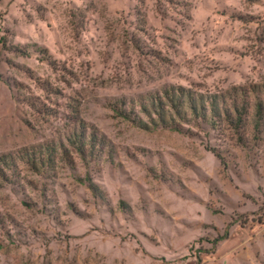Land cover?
<instances>
[{
  "label": "rangeland",
  "instance_id": "374dc122",
  "mask_svg": "<svg viewBox=\"0 0 264 264\" xmlns=\"http://www.w3.org/2000/svg\"><path fill=\"white\" fill-rule=\"evenodd\" d=\"M258 86L264 0H0V264H264V120L242 145L141 113Z\"/></svg>",
  "mask_w": 264,
  "mask_h": 264
},
{
  "label": "trees",
  "instance_id": "16d2710c",
  "mask_svg": "<svg viewBox=\"0 0 264 264\" xmlns=\"http://www.w3.org/2000/svg\"><path fill=\"white\" fill-rule=\"evenodd\" d=\"M17 52L26 54L22 49H18ZM262 89L264 90V86L253 87L251 90L232 87L218 94H203L192 93L182 87L172 88L166 90L163 97H152L142 101L141 113L145 114L154 127L161 125L177 131H183L182 124H189L191 120L202 121L211 125L213 129L233 133L237 136V141L244 145L247 141L246 128L251 123H253V139H258L262 134L264 97H258L254 103L251 102V94L259 95L258 92H262L263 95ZM252 110H254L253 122L250 119ZM136 124L142 128L149 126L142 119H138ZM67 141L79 155L86 158L94 157L95 151L99 148V144L103 143L104 138L99 139L95 131L87 135L86 131L80 129L75 130L67 137ZM52 150L47 147L48 152ZM216 156L221 160L223 166H226L224 157L220 153H217ZM31 159L36 166L35 154L31 156ZM227 236L228 233H225L223 239Z\"/></svg>",
  "mask_w": 264,
  "mask_h": 264
},
{
  "label": "crops",
  "instance_id": "0c3cea01",
  "mask_svg": "<svg viewBox=\"0 0 264 264\" xmlns=\"http://www.w3.org/2000/svg\"><path fill=\"white\" fill-rule=\"evenodd\" d=\"M222 250H223V244H221V246H220V248H219V251H218V252L220 253V252H222ZM231 253H232V252H231ZM229 257H230V256H228V259H229ZM226 259H227V257H226Z\"/></svg>",
  "mask_w": 264,
  "mask_h": 264
}]
</instances>
